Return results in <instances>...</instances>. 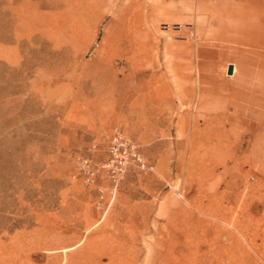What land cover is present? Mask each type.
Here are the masks:
<instances>
[{"label": "rangeland", "instance_id": "obj_1", "mask_svg": "<svg viewBox=\"0 0 264 264\" xmlns=\"http://www.w3.org/2000/svg\"><path fill=\"white\" fill-rule=\"evenodd\" d=\"M258 1L0 0V264H264Z\"/></svg>", "mask_w": 264, "mask_h": 264}, {"label": "built area", "instance_id": "obj_2", "mask_svg": "<svg viewBox=\"0 0 264 264\" xmlns=\"http://www.w3.org/2000/svg\"><path fill=\"white\" fill-rule=\"evenodd\" d=\"M115 142H117L116 138L113 139L112 143H115ZM116 144L120 145L119 143H116ZM115 146L112 147V150L113 149L115 150V148H116ZM132 157H133V160L138 165V167L140 169H144V164H143L141 158L139 157V155L132 153ZM111 163L114 164L115 171L121 173L124 166H125V163H126L124 153L115 154L114 158L111 160Z\"/></svg>", "mask_w": 264, "mask_h": 264}, {"label": "bare ground", "instance_id": "obj_3", "mask_svg": "<svg viewBox=\"0 0 264 264\" xmlns=\"http://www.w3.org/2000/svg\"><path fill=\"white\" fill-rule=\"evenodd\" d=\"M257 3H259V1L257 0ZM246 10V11H245ZM244 14H245V19L247 18V20H249V19H255V20H258V19H261V15L258 13L259 11H255V10H253L252 9V7L251 8H249V7H247V6H245V8H244Z\"/></svg>", "mask_w": 264, "mask_h": 264}, {"label": "water", "instance_id": "obj_4", "mask_svg": "<svg viewBox=\"0 0 264 264\" xmlns=\"http://www.w3.org/2000/svg\"><path fill=\"white\" fill-rule=\"evenodd\" d=\"M229 71H230V68H228L227 72L229 73Z\"/></svg>", "mask_w": 264, "mask_h": 264}]
</instances>
